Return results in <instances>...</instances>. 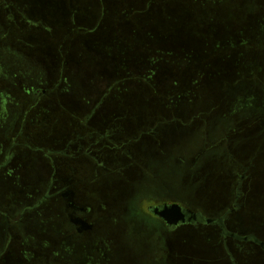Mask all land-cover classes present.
I'll list each match as a JSON object with an SVG mask.
<instances>
[{
	"label": "rangeland",
	"instance_id": "374dc122",
	"mask_svg": "<svg viewBox=\"0 0 264 264\" xmlns=\"http://www.w3.org/2000/svg\"><path fill=\"white\" fill-rule=\"evenodd\" d=\"M10 147L0 264H229L215 230L149 210L217 217L246 167L228 227L264 239V0H0V167ZM49 150L78 156L52 154L89 234L43 199Z\"/></svg>",
	"mask_w": 264,
	"mask_h": 264
},
{
	"label": "flooded vegetation",
	"instance_id": "af4514ba",
	"mask_svg": "<svg viewBox=\"0 0 264 264\" xmlns=\"http://www.w3.org/2000/svg\"><path fill=\"white\" fill-rule=\"evenodd\" d=\"M45 89L38 90V93L42 92L45 93ZM24 129L21 127L17 134L12 136V142L13 146H19V147H30V144L28 143H19L17 141V138L24 137L23 133ZM93 135V134H92ZM92 137V136H91ZM71 145V143L69 144ZM93 145V144H91ZM73 146H78L77 151H81L83 146L82 144H75L73 143ZM13 147V148H14ZM90 147V146H89ZM93 146H91L92 148ZM12 147L9 148V151L5 157V160L3 161L0 169L7 168L10 169L15 164V152ZM73 149V148H72ZM69 151V149H67ZM90 150V149H89ZM52 154H58L63 155L64 157L70 156L71 158H74L76 155L67 153V151H55L54 153H50V150L47 154H45L47 160L49 161V167L50 171L53 172L52 176V184L49 189V191L46 193L43 199H48L52 197L61 196L66 203V210L65 215L66 219L70 226H72V233L74 236L80 237L85 234H89L94 230V225L89 223V221L83 216L85 213V208L82 206H79L76 204L74 198L69 195V192L67 191V186L70 184L69 180L65 178L64 174L61 173V168H57L55 164V160ZM86 156L90 158L91 161H94L98 163L97 158L93 157L90 152H86ZM78 157V156H76ZM245 173L242 175L239 183L237 184L235 190L237 191V196L234 198L232 206L227 209V211L223 212L219 216H205L201 211L195 212L187 207H185L182 203L181 204L184 209L192 212L190 215V221H188L185 224L179 225L175 228H169L167 224L159 217L155 216L153 213H151L156 218L160 219L162 223L165 225V228L169 231H176L180 227L192 225V226H208L212 228V231H216V233L219 234L221 243V248L228 259L229 264H250L252 261L257 260L258 262H261V264H264V239L259 238L257 235L249 233V234H241L237 232V230L229 228L228 223L232 220L233 217H235L239 211L241 210V204L239 202L241 196H242V185L243 181L246 179L247 174ZM56 184L61 185L60 188H58L57 191L52 192L54 186ZM178 203V202H177ZM162 205V204H160ZM157 205V206H160ZM164 205V204H163ZM155 206L150 207L151 209ZM13 241V236L9 238L7 248L3 252L5 255L9 245Z\"/></svg>",
	"mask_w": 264,
	"mask_h": 264
},
{
	"label": "water",
	"instance_id": "95a60500",
	"mask_svg": "<svg viewBox=\"0 0 264 264\" xmlns=\"http://www.w3.org/2000/svg\"><path fill=\"white\" fill-rule=\"evenodd\" d=\"M151 213L161 218L169 228H175L190 221L192 212L184 209L179 203L155 206Z\"/></svg>",
	"mask_w": 264,
	"mask_h": 264
},
{
	"label": "crops",
	"instance_id": "0c3cea01",
	"mask_svg": "<svg viewBox=\"0 0 264 264\" xmlns=\"http://www.w3.org/2000/svg\"><path fill=\"white\" fill-rule=\"evenodd\" d=\"M245 168H246V167H245ZM245 168H244L243 174L245 173V170L247 171V169H245ZM240 171H241V170H240ZM243 174H242V175H243ZM246 174H247V172H246ZM241 177H242V176L238 177V181L241 179ZM238 181H237V182H238ZM237 184H238V183H237ZM234 190H235V189H234ZM226 209H228V208L226 207ZM220 212H221V211H220Z\"/></svg>",
	"mask_w": 264,
	"mask_h": 264
}]
</instances>
